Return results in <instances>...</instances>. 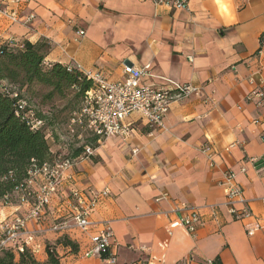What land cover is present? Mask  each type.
<instances>
[{
    "label": "crops",
    "instance_id": "crops-1",
    "mask_svg": "<svg viewBox=\"0 0 264 264\" xmlns=\"http://www.w3.org/2000/svg\"><path fill=\"white\" fill-rule=\"evenodd\" d=\"M0 0L21 21L0 16V44L42 40L50 62H78L101 71L110 81L122 77L124 62L148 66L142 82L162 87L167 81L191 83L197 95L170 104L163 128L147 126L138 113L124 122L128 137L108 136L93 155L80 161L73 178L46 207L40 222L29 221L23 240L36 259L45 261L50 245L61 264H103L83 256L91 243L78 229L54 233L51 223L69 213L67 192L108 189L92 219L108 221L116 264H264V106L246 95L264 83V0H190L186 9L170 10L150 0ZM29 16V21L25 19ZM76 29L84 36L74 41ZM211 142L215 166L200 148ZM230 143L234 146L225 150ZM58 145L53 144L50 150ZM245 167V172L239 169ZM236 172L247 203L261 227L248 234L254 218L234 220L220 184L223 170ZM166 192L196 207L206 224L195 235L169 228L170 201H155ZM25 204L0 206V221L23 214ZM68 237L74 252L58 242Z\"/></svg>",
    "mask_w": 264,
    "mask_h": 264
},
{
    "label": "built area",
    "instance_id": "built-area-1",
    "mask_svg": "<svg viewBox=\"0 0 264 264\" xmlns=\"http://www.w3.org/2000/svg\"><path fill=\"white\" fill-rule=\"evenodd\" d=\"M150 1L155 6L179 10L186 9L190 0ZM18 2V0H13V3L18 4ZM0 16L7 18L12 23L21 21L16 15L15 9L8 5L0 6ZM31 18L32 16H29L25 21H29ZM84 33L83 29H76L73 40H79L84 36ZM44 63L49 66L51 62L45 59ZM72 67L81 70L92 81V87L83 97L80 109L71 115L70 124L84 128L85 120L87 127L99 137L100 142L113 135L128 137L132 128L124 122V119L133 113L140 114L148 127L163 128V118L167 115L172 102L181 101L200 92L199 87L191 83L167 81L162 87L143 83L141 79L148 69L147 65L138 67L124 62L122 77L117 81L108 80L99 70H86L78 62L68 63V69ZM12 95L16 96L17 94L13 93ZM245 99L258 107L264 106V83L250 91ZM16 107L18 111L28 109L27 114L33 115L30 105L23 98L16 101ZM31 124L33 128H41L44 126V121L34 118ZM80 137L81 135H78V138ZM233 146L234 144L230 143L225 147V150H229ZM94 149L90 145L83 146L80 154L74 157L59 153L55 155L52 163L33 165L28 170L25 182L15 187L18 204L27 205V209L23 214L0 221V249L22 250L23 246L29 247L23 240L25 236L30 237L27 235V223L29 221L40 222L44 219L45 210L51 198L61 190L65 180L73 178V170L76 165L82 160L89 159L93 155ZM200 150L207 157L209 165L215 166V150L211 142H206ZM249 160L251 162L260 160L264 164V154L260 158L251 157ZM239 170L245 172L246 169L241 166ZM235 175L236 172L230 169L222 172L220 184L225 196L227 211L234 220L254 218L242 187L235 182ZM108 192L107 188L79 189L70 186L67 192L69 213L55 219L46 230L62 233L78 229L87 235L91 243L90 247L84 251L83 256L99 258L103 264H116V256L111 249L114 244V234L109 222H103L99 227L98 223L92 219L95 209ZM5 199L7 198L5 197ZM160 200L171 202L169 213L173 215V218L169 220L170 229L181 227L189 234L195 235L198 229L206 224L204 215L196 207L184 201H176L166 192L155 197V201ZM7 204L9 203L2 200L0 206ZM245 227L246 232L252 234L261 227V224L254 218ZM30 249L33 252V249ZM205 262V264H213L212 260ZM186 264H190V260Z\"/></svg>",
    "mask_w": 264,
    "mask_h": 264
},
{
    "label": "trees",
    "instance_id": "trees-1",
    "mask_svg": "<svg viewBox=\"0 0 264 264\" xmlns=\"http://www.w3.org/2000/svg\"><path fill=\"white\" fill-rule=\"evenodd\" d=\"M259 41L260 45H263L264 31L260 34ZM49 48L45 40L36 43L24 40L0 44V203L5 200L9 204H18L15 187L25 182L28 170L33 165L52 163L57 154L50 150L47 142L45 134L47 118L40 109L32 106L28 94L49 101L54 98L58 100L68 98V103L74 105L78 98L82 101L92 87V81L75 67L68 69V64L59 62L45 65L44 60ZM42 88L45 92L39 95L37 91ZM13 93L17 95L13 96ZM20 98L28 102L33 112L32 116L27 114L28 109L19 111L16 109V101ZM79 109L80 107L76 110ZM34 118L42 119L44 126L33 128L31 122ZM78 129L89 133L91 140L84 141L78 146V142L75 143L77 149L74 152L64 153L71 157L79 155L83 146L90 145L96 148L100 143L99 137L87 127L85 120L84 128L78 125L70 127L71 136L76 139L81 135ZM58 242L69 246L74 252L78 251V244L68 237L64 236ZM45 251L47 259L40 261L27 246H23L22 250L1 248L0 264H61L53 247L47 245ZM212 263L221 264L218 258Z\"/></svg>",
    "mask_w": 264,
    "mask_h": 264
},
{
    "label": "rangeland",
    "instance_id": "rangeland-1",
    "mask_svg": "<svg viewBox=\"0 0 264 264\" xmlns=\"http://www.w3.org/2000/svg\"><path fill=\"white\" fill-rule=\"evenodd\" d=\"M44 92V88L37 91L39 95ZM28 97H30L32 106L36 107V109H40V112L47 118V126L45 129L47 142L50 147L53 144L58 145L56 148H54V152L57 154L72 153L77 149V146L80 145V143L91 140V135L82 129H78V131H80L79 134H81L79 140L78 138L76 139V137L71 136L72 133L70 131V118L73 112H75L74 110H76L78 107H81V98H78V101L72 105L68 103V98L62 100L54 98L53 100L49 101L44 99L41 100L40 97H34L30 94H28ZM77 142L78 144L76 146L75 143Z\"/></svg>",
    "mask_w": 264,
    "mask_h": 264
}]
</instances>
